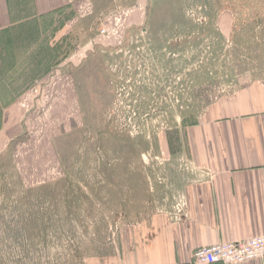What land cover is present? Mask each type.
<instances>
[{
	"label": "rangeland",
	"instance_id": "374dc122",
	"mask_svg": "<svg viewBox=\"0 0 264 264\" xmlns=\"http://www.w3.org/2000/svg\"><path fill=\"white\" fill-rule=\"evenodd\" d=\"M147 10L140 25L122 24L115 44L101 38L108 28L93 7L50 26L60 39L42 62L49 83L74 75L71 112L59 114L55 103L56 114L28 124L27 92L40 72L0 70V105L13 87L15 95L28 90L0 152V264H83L100 253L104 246L93 244L109 224L145 216L110 211L153 188L167 202L175 188L167 176L186 158L185 128L218 96L264 76V0H150ZM43 142L51 146L45 155Z\"/></svg>",
	"mask_w": 264,
	"mask_h": 264
},
{
	"label": "crops",
	"instance_id": "0c3cea01",
	"mask_svg": "<svg viewBox=\"0 0 264 264\" xmlns=\"http://www.w3.org/2000/svg\"><path fill=\"white\" fill-rule=\"evenodd\" d=\"M149 5L150 0H0V70L40 72L39 78L31 81L33 89L28 87L27 97H34L27 112L32 114L28 124L38 120L35 114L47 117L50 110L56 114L52 106L55 103L59 114H65L79 100L73 74L55 82L47 80L48 61L42 62V55L45 57L48 45L52 46L53 41L57 45L60 39L57 29L51 38L50 26L67 22L66 16H74L75 11L93 7L95 20L102 17L108 28L105 36L98 37L115 44L122 24L129 27L143 23ZM110 7L122 9L113 16ZM75 56L72 52L69 61ZM13 90L0 105V152L16 133L17 114H21L17 102L28 91L15 95ZM66 97L69 105L62 109ZM201 114L184 130L186 158L178 164L176 177L167 176L168 182L175 185L173 192L168 191L167 202L163 198L160 202V188H150L146 198L141 193L134 201L110 211L117 215L144 212L145 216L136 222L121 221L115 228L109 224L105 237L93 244L104 249L87 255L83 264H194L192 254L198 247L264 235V76L218 96ZM50 125L59 124L52 121ZM45 146L41 143L43 155L51 149ZM150 200L154 204L151 209ZM240 264H264V257Z\"/></svg>",
	"mask_w": 264,
	"mask_h": 264
},
{
	"label": "built area",
	"instance_id": "2783aa9c",
	"mask_svg": "<svg viewBox=\"0 0 264 264\" xmlns=\"http://www.w3.org/2000/svg\"><path fill=\"white\" fill-rule=\"evenodd\" d=\"M105 33V29L100 30ZM264 257V235L241 241H223L196 248L192 254L194 264H240Z\"/></svg>",
	"mask_w": 264,
	"mask_h": 264
}]
</instances>
